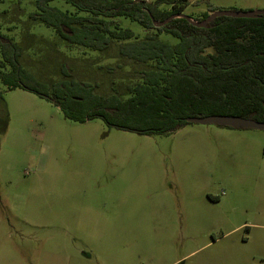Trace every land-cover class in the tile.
<instances>
[{"label": "rangeland", "instance_id": "1", "mask_svg": "<svg viewBox=\"0 0 264 264\" xmlns=\"http://www.w3.org/2000/svg\"><path fill=\"white\" fill-rule=\"evenodd\" d=\"M187 1L188 16L264 10V0ZM36 10L35 0L0 3V30L23 48L25 68L52 83L64 56L99 93L126 96L136 70L94 73L114 58L69 48L29 17ZM0 264H264V129L189 122L143 135L67 119L46 96L0 79Z\"/></svg>", "mask_w": 264, "mask_h": 264}, {"label": "trees", "instance_id": "2", "mask_svg": "<svg viewBox=\"0 0 264 264\" xmlns=\"http://www.w3.org/2000/svg\"><path fill=\"white\" fill-rule=\"evenodd\" d=\"M52 1L35 0L37 10L29 17L54 28L69 48L114 58L94 73L102 68L125 75L136 70L138 76L125 84L126 96L116 88L101 94L89 79L93 74L81 77L70 59L61 56L64 76L48 83L39 69L36 75L21 64L23 48L0 30V79L9 89L46 96L67 119L84 123L102 118L110 127L143 135L171 134L186 126L189 117L231 115L264 122V15L219 16L206 28L176 17L157 26L153 19L164 22L183 13L188 1L65 0L76 12L51 6ZM118 17L137 21L146 34L139 37L121 27ZM163 32L178 42L163 41Z\"/></svg>", "mask_w": 264, "mask_h": 264}, {"label": "water", "instance_id": "3", "mask_svg": "<svg viewBox=\"0 0 264 264\" xmlns=\"http://www.w3.org/2000/svg\"><path fill=\"white\" fill-rule=\"evenodd\" d=\"M264 15V10H253V11H232V10H216L209 14V16L203 20L197 21L193 20L190 16L184 13L173 14L164 22H157L153 19L155 25L159 26L167 21H170L176 17H184L191 21L194 25L198 27H208V24L215 18L219 16H228L233 18H256ZM188 122H197L201 124H216L220 126H227L233 128H256L264 129V122L256 121L250 118H244L240 116L231 115H208L204 117H189Z\"/></svg>", "mask_w": 264, "mask_h": 264}, {"label": "crops", "instance_id": "4", "mask_svg": "<svg viewBox=\"0 0 264 264\" xmlns=\"http://www.w3.org/2000/svg\"><path fill=\"white\" fill-rule=\"evenodd\" d=\"M148 1V0H147ZM188 6V5H187ZM263 6V5H262ZM258 7H259V5H258ZM170 9V8H169ZM207 13H209V14H211L212 12L209 10ZM203 14H205V13H203ZM203 15H201V16H190L193 20H195V19H198V18H200V17H202Z\"/></svg>", "mask_w": 264, "mask_h": 264}]
</instances>
